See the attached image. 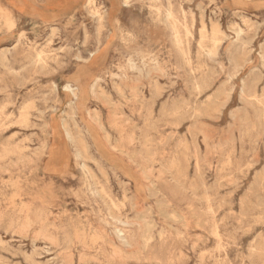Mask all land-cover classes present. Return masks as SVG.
Wrapping results in <instances>:
<instances>
[{
	"label": "rangeland",
	"instance_id": "rangeland-1",
	"mask_svg": "<svg viewBox=\"0 0 264 264\" xmlns=\"http://www.w3.org/2000/svg\"><path fill=\"white\" fill-rule=\"evenodd\" d=\"M110 1L0 0V264H264V0Z\"/></svg>",
	"mask_w": 264,
	"mask_h": 264
},
{
	"label": "crops",
	"instance_id": "crops-1",
	"mask_svg": "<svg viewBox=\"0 0 264 264\" xmlns=\"http://www.w3.org/2000/svg\"><path fill=\"white\" fill-rule=\"evenodd\" d=\"M36 2H35V4L37 5V7L38 8H42V6H40L41 4H42V2H43V0H35ZM69 5L70 6H72L73 5V9L72 10H70L72 13H77V9L79 8H81V6H79V5H75V3L73 2V3H69ZM8 7L10 8V9H13L16 13H18V15L20 16V17H22V18H25V19H32V20H38V22H41L42 24L44 23V22H42L43 20L39 17V16H37V15H31V14H29V13H26V12H24L23 10H21L20 8H18L16 5H8ZM69 11V13H67L66 11H65V9L63 8V7H61L60 9H59V11H58V15H57V17L54 19V21L53 22H57L58 23V21H62V20H65V19H67L68 17H69V14L71 13Z\"/></svg>",
	"mask_w": 264,
	"mask_h": 264
},
{
	"label": "bare ground",
	"instance_id": "bare-ground-1",
	"mask_svg": "<svg viewBox=\"0 0 264 264\" xmlns=\"http://www.w3.org/2000/svg\"><path fill=\"white\" fill-rule=\"evenodd\" d=\"M110 1V0H109ZM111 2V1H110ZM85 4V3H84ZM112 6V5H111ZM85 7V6H84ZM5 8V7H4ZM1 9V8H0ZM97 9V8H96ZM7 10V9H6ZM111 10V9H110ZM8 12V11H7ZM104 12V11H103ZM9 13V12H8ZM11 14V13H10ZM101 14V13H100ZM100 14H98V15H100ZM13 15H14V13H13ZM111 15V14H110ZM110 18V17H109ZM202 18V17H201ZM117 21V20H116ZM6 22H7V20H6ZM118 22V21H117ZM8 23V22H7ZM112 23V22H111ZM119 24V23H118ZM8 25V24H7ZM115 26V25H114ZM220 26V25H219ZM53 29V28H52ZM53 33V32H52ZM113 34V33H112ZM115 42V41H114ZM107 43V42H106ZM99 54V53H98ZM210 55V54H209ZM91 60V59H90ZM100 60V59H99ZM98 60V61H99ZM109 61V60H108ZM97 64V63H96ZM190 64V63H189ZM205 64V63H204ZM80 75V74H79ZM70 79V78H69ZM197 84V83H196ZM200 85V84H199ZM253 85V84H252ZM99 87V86H98ZM105 91V90H104ZM249 92V91H248ZM123 93V92H122ZM121 95V94H120ZM123 95H124V93H123ZM109 96V95H108ZM84 99V98H83ZM252 100V99H251ZM109 101H110V99H109ZM111 102V101H110ZM203 105V104H202ZM224 105H226V104H224ZM255 108V107H254ZM95 110V109H94ZM93 110V111H94ZM200 112V111H199ZM88 113H90V112H88ZM258 115H260V114H258ZM93 121V120H92ZM63 125V124H62ZM67 127V126H66ZM63 128H65V127H63ZM67 130H68V127L66 128ZM82 130V129H81ZM66 131V130H65ZM68 132V131H67ZM68 135H70V134H68ZM175 135V134H174ZM66 136V135H65ZM68 137H70V136H68ZM174 138V137H173ZM108 139V138H107ZM106 140V139H105ZM69 144V143H68ZM194 145V144H193ZM180 150V149H179ZM71 151H72V149H71ZM85 159V158H84ZM132 161V160H131ZM162 163V162H161ZM91 170V169H90ZM179 171V170H178ZM92 172V171H91ZM185 173V172H184ZM206 186V185H205ZM151 187H152V185H151ZM99 190V189H98ZM193 194V193H192ZM194 195H195V193H194ZM203 212H205V211H203ZM192 216V215H191ZM194 217V216H193ZM108 223V222H107ZM134 223V222H133ZM109 224V223H108ZM96 232V231H95ZM160 233V232H159ZM139 235H142V234H139ZM95 238V237H94ZM140 244L142 243V245L144 246L145 244H144V239L141 237L140 238ZM260 257V256H259Z\"/></svg>",
	"mask_w": 264,
	"mask_h": 264
}]
</instances>
